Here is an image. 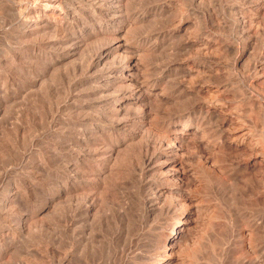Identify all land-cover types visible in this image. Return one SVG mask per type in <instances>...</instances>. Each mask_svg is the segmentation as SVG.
Listing matches in <instances>:
<instances>
[{
  "label": "bare ground",
  "instance_id": "6f19581e",
  "mask_svg": "<svg viewBox=\"0 0 264 264\" xmlns=\"http://www.w3.org/2000/svg\"><path fill=\"white\" fill-rule=\"evenodd\" d=\"M246 2V8L252 11H257L264 4V0H246ZM206 6L209 7V4L206 5L204 0H47L46 4L41 2L29 4L19 0L13 2L12 26L21 43L26 42L27 45L25 50L19 48L21 56L18 59L15 56L19 60L16 67L19 72L27 70L30 74L32 71L30 72L21 64L22 62H19L24 61V53L27 50H33L28 46H37L36 40L44 39L42 38L44 35L51 36L47 39V35L46 42L43 41L47 47L54 49L50 63H47L49 66L47 72L44 75L40 73L41 76L38 74V79L31 81L32 84L29 86L34 87L39 84L38 88H40L44 81L42 78L49 74L50 78H45L49 79L46 88H49L55 97L60 94L61 98L56 103L52 102L53 107L46 109V115L44 113L45 120L49 118L47 125L61 124V128L55 126L58 127V131L55 129L56 131L49 130V132L60 133L64 138V144L68 147L73 142L80 146L76 160L72 162L68 160L69 162L64 164L62 170L64 180L59 194L51 195L52 197L39 211L42 213L48 209L51 215H55L57 206H60V214H58L60 236L57 234V237L60 238L62 253L59 259L56 255L58 261L54 256L52 262L56 264H188L190 257L183 253L191 247L192 239L197 238L194 220L200 223L199 215L197 218L191 217L193 205L199 200H196L197 197L192 193L191 186L195 187L194 185L199 184L196 169L201 171L207 169L209 164H207L209 159L207 153L212 151L210 141L219 144L228 141L229 145L234 147L245 146L253 157L262 154V149L253 141L251 130L244 128L239 132L232 131L235 120L223 116L224 111L219 109L222 102H218L216 94L206 86L198 87L192 82L196 77H206V75L211 77L218 72L220 64L216 61V57L219 49H226L227 52L232 53L233 64H236L245 53L247 57L252 55L247 48L248 46L252 48L256 43L255 36L253 37L255 31L251 29L245 13L239 10L240 6L229 5L227 11L231 12L233 19L231 26L240 37H245L246 43L242 48L224 44L220 47L218 42L213 40L214 37H211L212 33H209L208 28L211 26L210 23L218 28H225L229 26L227 25L229 21L223 20L222 16L216 15L215 12L213 14L215 8H212L211 14L205 13ZM219 6L218 9H221ZM48 11L57 14L60 22L54 17L50 18ZM24 12L28 15L33 13V16L30 18L31 15L28 16ZM188 15H193L195 24ZM193 25L197 27L194 33L191 32ZM56 31H61L62 36L54 37ZM191 51L194 53L191 54ZM72 55L75 57L66 63L65 60ZM35 57V54L30 56L34 58L33 60ZM252 57L253 74L264 73V43L259 52ZM8 66L12 69V65ZM55 73L57 76H53ZM69 77L71 79L74 77L73 82L70 81L68 84L67 80V86L64 84L61 89V84L57 83L56 79L59 78L57 80L60 81ZM15 90L17 89L12 90L13 93L16 92ZM204 90L208 94L202 100L199 92ZM168 101H172V104L181 109L168 110L160 106ZM153 103L156 104L155 107ZM217 103H219L218 108L215 107ZM44 105L48 106L46 103ZM59 110L65 111L66 116L59 115L56 118ZM26 117L28 118L27 114ZM37 122L40 123L38 119ZM5 124L1 127L4 128ZM11 127L14 129L13 125ZM258 127L260 133L264 134V115ZM15 130L18 132V129ZM4 133L0 132V135ZM8 134L4 135L8 137ZM12 134L14 136V132ZM248 136L249 139L246 140ZM182 143H189L198 151L197 154H192L190 159V161L193 159V162L196 160L195 168L193 164H189L188 157L183 158L184 154L179 153ZM30 170L29 172L32 173ZM122 172H127L129 180L120 181L119 174L121 175ZM126 174L122 175L126 176ZM57 200L60 202L57 203ZM3 211L6 212L5 209ZM234 215L235 221H242L238 211L234 210ZM261 216L259 220L250 216L246 220L250 232L248 236L256 235L257 240L264 236V216L262 214ZM50 221L48 227L55 228L57 220ZM2 235L0 233V236ZM237 239L241 245H208L209 253L226 264H264V254H259L264 251V245H254L250 238L245 239L242 236ZM57 252L59 253V250ZM200 254L204 256L208 253L202 250Z\"/></svg>",
  "mask_w": 264,
  "mask_h": 264
},
{
  "label": "rangeland",
  "instance_id": "374dc122",
  "mask_svg": "<svg viewBox=\"0 0 264 264\" xmlns=\"http://www.w3.org/2000/svg\"><path fill=\"white\" fill-rule=\"evenodd\" d=\"M15 1L18 2V0H0V4H1L0 5V19L2 20V21L0 20V29H1L0 30V89H1L0 90V104H1V107H0V130L1 131L0 132L1 133L5 132L4 134L7 135L8 132L13 131L14 136L16 137L15 138L13 136V134H12L13 132H10L8 134V137H6L4 134H2V136L0 135V233H1V235L3 233H5L4 235H2L3 237L0 236V255H1L0 256V263L1 264H45V263L46 264H53L54 262H52L51 259L55 256L54 258H56V261H58V259L60 257V253H62V249H61L62 246H61L60 238L57 237L58 236L57 234H59V236H60V228H59L60 227V219H59L60 215L58 216V214H60V206L59 205L57 206L58 209H57V213L55 215H51L50 210L48 211V209L44 210L42 213L41 212L39 213V211L41 210L42 207H44L46 205L45 203H47L49 201V199L52 197L51 195H58L59 194V191L61 190V183H63L62 181L64 180L63 172H62V170H64V164L68 163L69 161L72 162V161L76 160L77 154L80 153L79 152L80 146L76 142H73V143H71V146L69 145V147H68L63 142L64 141L63 136L58 132H53L56 130L58 131L59 130L58 127H55V126H57V125L60 126L61 124L54 123L51 125H47V124H49V122L47 121L49 118L47 120H45L46 118H44V117H46L45 115L47 114V110H49V108L51 109L53 107L52 102L56 103V101L61 100V98L59 96L60 94H58V96L55 97V94H53V92L51 90H49V88H46V85L48 87L49 83L47 80H49V79L46 80L45 78H47V77L50 78L49 74L45 75V77L42 78V80L44 79V81H43L42 86L40 88H38L39 84L34 86V87L29 86L32 84V82L35 79H38L37 77L44 75L47 72V68L49 67L47 63L48 62L50 63L52 53H54V49L47 47V45H45L43 41L46 42V38L48 39L51 36H49V34H47L48 36L47 35H44V36L41 35V36H43L42 38H44V39L38 38V40H36V45L38 47L37 46H34V47L28 46V48H31L34 51L33 50L28 51L27 50L24 53L25 56H24L23 60L25 61V63L22 60L19 62V63L22 62L21 64L23 66H25L26 69H29L30 72L32 71L30 74L27 72V70H25L24 72L23 71L19 72L18 68L16 67V63H18V61H19L17 59L19 58V56H21L19 54V50L20 49H24V50L27 49V45L25 44L26 42L21 43V41L17 37V33L14 31V27L12 26L13 25V21H12L13 10H12V8H13V2L16 3ZM19 1L28 2L29 4L40 3V2L44 3V4L47 3V0H38V2H37V0H19ZM204 2L206 5L209 4V7L206 6L207 7L206 9H207V11L208 10L210 11V12L205 11V13L211 14L212 8H215L214 9L215 11L213 10V14L215 12L216 15L219 14L220 16H222L223 20H228L230 22V23L227 22V25H229V26H227L225 28H218L215 25H212L210 23L211 26H209L208 31H210L209 33L213 34V35L211 34V37L212 38L214 37L213 40L218 42L217 44H219L220 47L223 46V44H224L227 46L234 45L236 47L238 46V48H242L244 46V44L246 43L245 37H240L238 35V33L236 31H234V28H232L231 21L233 19L231 17V12L227 11V8L229 5L230 6L236 5L238 7L240 6L241 9L239 8V10L242 11L243 14L245 13L244 15L246 16V19H248L250 21L249 24L251 25V29L255 31V33L253 32V34H254L253 37L255 36V40H256L255 44H257V45L254 44L252 46V48H251V46H248V48H247L248 52L250 50L252 55L259 52V50L262 47V44L264 43V4L261 5L257 11H252L251 9L246 8V6H247L246 0H243V1L242 0H216V1L215 0L214 1L213 0H204ZM212 2H213V4H211ZM178 4H179V2H178ZM243 4H245V5H243ZM41 6H43V5H41ZM218 6L221 9H218ZM2 10H4V11H2ZM219 11H221V12H219ZM3 12H5V13H3ZM24 13H26V15H28L27 12H24ZM224 13H225V15H224ZM48 15L50 16V18L54 17L57 22H60V17L57 14L55 15L54 12L48 11ZM28 16H30V18H31L33 16V13H30ZM185 16H187V15H185ZM188 17L194 23L195 20H193L194 19L193 15H191V16L188 15ZM228 17L230 20L228 19ZM8 23H9V25H8ZM5 24L8 27H6ZM3 25H5V26H3ZM4 27H6V28L4 29ZM196 28H197L196 25H193V27L191 28V32L194 33ZM221 30H224V31H221ZM211 31H213V32H211ZM56 32L58 33L57 35H56ZM56 32H55V34H53L54 37L55 36L56 37L62 36L61 31H56ZM218 37H221V38H218ZM219 40H221V41H219ZM32 42L34 44V40H32ZM221 43H222V45H221ZM18 45H19V47H18ZM44 47L46 49L48 48V50H47L48 52L46 51V49ZM222 50H224V49H222ZM222 50L219 49L218 55L216 57V59H217L216 61L220 64L219 65L220 68H219L218 72L215 73V75L211 76V77H209L208 75H206V77H196L194 80H192V82L198 87L206 86L208 90H210L214 94H216L217 98L219 99L218 102L219 103L222 102V103H220L221 108H219V109L224 111V112H222L223 116H226L228 118L235 120V122L233 124L232 131L239 132L240 130H244V128L251 130V132L253 134V139H254L253 141L256 143V145H258V148L262 149V154H258L257 156L253 157L250 153H248V150H247V148H245V146L234 147L232 145H229L228 141H225L222 144H219L216 141H210V146H211L212 151H209L207 153L208 156L206 154V156L209 158L207 161V164L209 163L207 165V169L203 170V171H201L198 168L196 169L197 170L196 174H197V179H198L199 184L194 185L195 187H193V185L191 186L192 193L195 194V196L197 197L196 200L199 199L197 201L198 203H196L198 205H196V204L193 205V212H192L193 215L191 217L197 218V216L199 215L200 221H198V222H200V223H197V221L194 220L193 223L196 225L195 226L196 228L194 227V231L196 232L195 236H197V238L194 237L195 239L194 238L192 239L193 243L192 242L190 243L191 247L186 249L183 253V254L188 255L190 257L188 264H226L222 261L220 262L218 260L217 256L213 255L211 252L209 253L210 248L208 245H224V246H226V245H241L237 239L239 236H242L245 239L250 238V240L254 243V245H264V236L261 234L262 238H258V240H257L256 235L252 234V236L249 237L248 235L250 234V232L248 230V226L246 225L247 224L246 220H247L248 216H250L251 218H253L255 220H259L262 217L261 214L264 216V213H263L264 212V183H263L264 182V180H263L264 179V153H263L264 152V134L260 133V130L258 127V125H259V123L262 120L263 115H264V103H263L264 102V73L257 74V75L253 74L252 69H251V65H252L251 63H252V58L254 56L252 57V55H250L249 57H247V53H245L242 57L239 58V60L236 64L235 63L233 64V62H234L233 54L227 52L226 49L224 51H222ZM30 51H31V54H30ZM192 52L193 51H191V54H192ZM225 52H226V55H225ZM32 54H35V56H36L35 60H33L34 58H30V56ZM37 54H39V56ZM47 55H49V56H47ZM15 56L17 59L15 58ZM74 57L75 56L72 55L71 57L66 59L65 62L71 61ZM12 58H14V60ZM16 60H17V62H15ZM26 60H27V63H26ZM30 60H31V62H29ZM43 61H46V62H43ZM7 63L10 66L12 65L11 66L12 69L7 65ZM2 64H4V65H2ZM45 64H46V66H45ZM26 65H28V66L30 65V66L26 67ZM31 65H32V67H31ZM61 65H63V64H61ZM7 67H9V68L7 69ZM13 67H14V69H13ZM39 68H40V70H39ZM16 71H18V72H16ZM26 72H27V75L25 74ZM40 73H41V75H40ZM38 74H39V76H38ZM32 75H33V77H32ZM35 75H37V76H35ZM27 76H29V78ZM53 76H57V73H55ZM57 79H59V78H57ZM57 79H56V81H57V83L61 84L60 87L62 89V86L64 84H66L64 86H67L68 82H70V81L73 82L74 77L72 79L70 77H69V79H67V78H64L63 80L60 79V81ZM66 81H67V83H66ZM33 88H35V90ZM36 88H37V90H36ZM14 89H17V90H15L16 92L13 93L12 90H14ZM28 89H30V90H28ZM44 89H45V91H44ZM63 89H64V87H63ZM42 91H44V92H42ZM47 92H48V94H47ZM22 93H24V94H22ZM49 93H50V95H49ZM33 94H35V95H33ZM207 94L208 93L205 90L203 92H199L200 99L204 100V97H206ZM18 95H20V96H18ZM48 95H49V97H48ZM46 96H47V99H46ZM52 96H53V98H52ZM12 100H13V102H12ZM1 101L4 104H2ZM129 101H131V100L129 99ZM47 102H50V103L48 104ZM171 102L172 101H170V102L168 101L166 103L161 104L160 106L163 108L166 107L168 110H171V109L174 110V108H176L175 110L181 109L178 106H177L178 107L177 108L175 106V104H172ZM42 103H44V104L46 103L48 106H45ZM133 103H135V101ZM219 103H217V105L215 106L216 108L219 107ZM18 104H20L19 108H17ZM27 104H30V105H27ZM50 104H52V105H50ZM4 105H5V107H4ZM14 106L16 109H14ZM153 106L155 107L156 104L153 103ZM2 108H3V110H2ZM4 108H7L8 112ZM13 109L17 110V111H14ZM18 109H20V112L18 111ZM37 109L38 110L42 109V110L38 111ZM21 110H23V111H21ZM40 111H42V113ZM38 112H40V114ZM44 113H45V115H44ZM18 114H21V116L23 118H21V116ZM26 114H27L28 118L31 116L30 117L31 119L29 118L31 120L30 123H29V119L26 117ZM34 114H35V116H34ZM7 115L8 116L11 115V117H8ZM23 115H25V116H23ZM38 115L41 117H38ZM59 115L60 116L65 115L66 116V113H65V111L61 112L59 110L58 114L56 113V118H58ZM16 116L18 117V119H16ZM19 117H20V119H19ZM34 118L35 119L37 118L40 123L37 122V119L35 121ZM16 120H17V123H16ZM44 121H46V122L44 123ZM6 122H8V123L5 124ZM3 124H5L4 128H2ZM10 124H12L14 126L13 127L14 129H12V127H11L12 125L10 126ZM18 124H19L20 128L19 127L17 128ZM52 125H53V128H52ZM7 126H8V129H7ZM9 126H10L11 130H10ZM48 126H50L49 129H48ZM180 126L181 125H179V128H180ZM27 127H28V129H27ZM33 127H34V129H33ZM60 128H61V126H60ZM15 129H18V132ZM19 129H20V131H19ZM41 129H43V130H41ZM47 129H48V131H46ZM7 130H9V131H7ZM49 130L50 131L53 130V131L49 132ZM26 131L27 132L29 131V132L26 133ZM44 131H46V132H44ZM21 132H23L24 134H20ZM36 132H37V134H36ZM11 134H12V137H11ZM21 135H23V136H21ZM31 135H33V136H31ZM45 136H46V138H45ZM48 136H49V138H48ZM39 137H40V139H39ZM52 137L54 139L55 138L56 139L54 140ZM31 139H32V142L30 143ZM248 139H249V136L247 137L246 140H248ZM17 140H19V141H17ZM59 140H61V141H59ZM24 142H26V143H24ZM39 142H41V143L43 142L42 143L43 145ZM51 142L58 145L59 147H57L54 144L52 145ZM36 143H38V145ZM29 144H31V145H29ZM49 144H51V145H49ZM74 144H76V145H74ZM45 145H47V146H45ZM49 146L51 147L52 150L50 149ZM60 146H62L63 149ZM63 146H65V147H63ZM190 147H192L191 144L182 143L181 149L179 150V153L184 154L183 158L188 157L189 164H193L194 168H195V166H196L195 161L196 160L193 162V159L191 161H190V159L192 157V154H194V153L197 154L196 152H198V151H196V149H194L193 147H192L193 149ZM74 148H75V150H74ZM20 150H23V151H20ZM54 150H56V152ZM240 150H241V152H240ZM20 152H22L24 155ZM62 152H63V155H62ZM72 152L75 154H73ZM55 153H57V154H55ZM29 155H30V157H29ZM245 155H247V156H245ZM18 157L20 158V160H18ZM68 157H69V159H68ZM21 159H22V161H21ZM59 159H61V160H59ZM48 160H49V162H48ZM55 160L58 162L57 164H56ZM64 161H65V163H63ZM51 163H53V164H51ZM37 164H38V166H37ZM40 165L42 166V168ZM13 167H15V168H13ZM50 167H54V168H50ZM28 169L29 170L31 169L30 171H32V173H30ZM33 173H35L36 176ZM126 173L127 172H122L121 175L119 174V179L121 177L120 181H122L123 179L129 180V178H128L129 176ZM20 174H22V175H20ZM122 174H126V176L122 175ZM33 176H35V177H33ZM56 179H59V180H56ZM254 179H256L257 182ZM14 190H16V191H14ZM10 191H11V193H10ZM57 191H58V193H57ZM31 193H33V194H31ZM15 198H17V199H15ZM2 202H3V205H1ZM56 202L59 203L60 201L58 202V200H57ZM7 206H9L11 209H14V210L12 211ZM194 208H196V209H194ZM4 209L6 210V212L3 211ZM197 209H200V210L198 211ZM204 210H205V212H204ZM234 210L238 211V213L241 214L242 221H235L236 216L234 215ZM1 211H2V213H1ZM29 218H30V221H29ZM50 220H53L52 222H55L56 220L59 221L58 223L56 221L55 228L48 227V226H50L49 225V222H51ZM29 223H30V225H29ZM45 223H46V225H45ZM22 227H25L26 229L22 228ZM29 227H30V229L27 230V228H29ZM25 230H26V233H24ZM233 233L237 234L238 236L237 235L235 236ZM52 234L55 236V238H54V236L52 237ZM51 240H52V242H51ZM55 241H57V242L54 243ZM47 243H48V246H47ZM53 243H54V246H53ZM45 248H47V249L49 248V250H47ZM50 248H52V250ZM53 249H56L57 251L59 250V253L55 250L57 252L56 253ZM50 250H51V252H50ZM202 250L207 251L208 254H204V256H203L202 254H200L202 252ZM52 251L55 252L56 254L53 253ZM259 254H264V251L262 253L259 252ZM56 255H58V259H57ZM43 258H44V260H43ZM47 262H49V263H47ZM54 264H56V262Z\"/></svg>",
  "mask_w": 264,
  "mask_h": 264
}]
</instances>
